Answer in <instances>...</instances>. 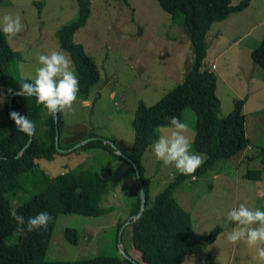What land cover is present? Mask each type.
Listing matches in <instances>:
<instances>
[{
  "label": "rangeland",
  "instance_id": "1",
  "mask_svg": "<svg viewBox=\"0 0 264 264\" xmlns=\"http://www.w3.org/2000/svg\"><path fill=\"white\" fill-rule=\"evenodd\" d=\"M78 1H3L0 16L18 15L23 24L16 36H5L10 47L21 57L9 66L7 79L10 84L19 78L32 80L39 66L38 55L61 49L57 32L78 19ZM87 1L89 16L85 25L75 32L72 41L80 44L86 54L94 59L100 80L88 98L76 97L72 109L63 111L65 126L60 143L65 146L82 139H102L113 141L120 151H129L134 137L132 121L139 102L147 107L154 105L183 82L190 66L191 44L183 28V15L179 13L172 20L157 0ZM240 1L233 0L232 3L237 5ZM211 32L213 40L210 41L212 45L205 62L207 65L209 61L213 62L211 70L220 75L217 82L220 117L224 118L231 112L234 100L246 99L243 114L250 140L248 149L253 154L258 153L264 147V71L252 62L250 53L264 39V0H252L247 9L213 23ZM72 68L75 71L73 62ZM4 94L0 84V136L8 130ZM183 120L189 124L186 135L192 138L195 124L193 111L185 110ZM166 129L162 128L161 134ZM66 154L43 165L40 161L45 174L52 177L67 169L80 168L97 171L102 176L105 172L107 177V171L110 170L114 177L106 196L108 204L104 205L111 207L112 211L101 217L59 214L45 261L119 257V249L123 248L128 257L140 262L139 254L132 246L131 227H125L131 190L137 184L130 177L128 165L113 160L109 153L100 150L88 149L83 153ZM241 160V156L219 160L203 177L195 181L187 180L176 189L174 197L190 213L196 237L205 240L214 228L222 229L205 252L185 256L182 264H203L208 253L212 255L214 264H258L253 259L254 247L243 243L232 245L225 239V233L231 227L225 225L224 216L230 208L240 203L251 208H264V166L257 159L249 165H242ZM142 162L147 169L145 176L150 181L149 196L152 201L178 172L174 166H165L162 161H158L151 147L143 155ZM76 164L79 167H75ZM247 166L254 170L261 169L260 181L242 178ZM21 179L25 190L19 197L10 196L15 201L21 202L28 198L35 192L33 187L36 186L37 191L43 187V177L38 172L25 174ZM125 220L117 233V223ZM122 228L125 229L121 232L119 245ZM66 229H74L78 233L76 245L65 238Z\"/></svg>",
  "mask_w": 264,
  "mask_h": 264
},
{
  "label": "trees",
  "instance_id": "2",
  "mask_svg": "<svg viewBox=\"0 0 264 264\" xmlns=\"http://www.w3.org/2000/svg\"><path fill=\"white\" fill-rule=\"evenodd\" d=\"M3 1L0 0V5ZM251 1L241 0L237 5H233V0H157L161 9L168 13L172 20L179 13L183 15V28L188 33L192 60L185 72L183 82L158 102L150 107L139 102L132 121L134 137L131 149L121 150L137 165L145 192L144 211L134 220L133 216L139 213L141 204L138 185L135 184V188L131 190L127 218L130 221L128 226L131 227L132 246L140 257V262L136 261L139 264H182L185 256L205 252L208 245L213 243L222 232L220 227H216L205 240L195 236L190 213L184 210L174 197L176 189L185 181H195L203 177L222 159L241 156L242 165H249L257 159L259 164L264 166V147L254 154L248 149L250 140L246 133L243 114L246 99L234 100L231 112L221 118L217 77L211 66L205 62L212 45L210 41L213 40V36L211 37L213 23L221 22L230 14L247 9ZM78 2V19L62 27L57 32V36L60 48L69 54L75 68L79 86L76 97L88 98L90 91L100 80V72L94 59L86 54L80 44L72 41L75 32L85 25L89 16V2L87 0ZM250 58L264 71V39L251 51ZM20 59V54L14 51L6 37L0 34V84L5 91L4 105L8 128L7 132L0 136V264H134L122 254L119 257L96 256L79 261H45V253L59 214L101 217L112 211V208L104 203L108 204L106 196L114 175L110 174V170L105 177V172L102 176L97 171L91 172L80 168L67 169L64 173L52 177L45 174L46 171L40 166V161L43 165L56 161L58 156L67 155L57 152L56 129L59 132L61 149L72 148L84 139L62 146L60 136L65 126L63 112L57 113L55 120L54 117L47 115L42 105L36 104L35 97L15 96L8 111L10 96L14 92H19L20 81H31V79L19 78L13 84L8 82L10 64ZM187 109L193 111L195 115L192 150L202 154L205 160L191 175L178 173L173 181L151 201L150 181L145 176L147 169L142 157L151 147L153 140L161 135V129L167 128V118L176 116L183 120V113ZM12 111L26 115L35 125L32 142L19 157L16 156L26 145L29 137L16 130L15 123L9 117ZM88 149L104 151L109 153L113 160L125 162L132 175L130 177L136 181L132 166L102 139L91 140L68 154L83 153ZM78 165L74 166L79 167ZM247 167L242 178L254 182L260 181L261 169L254 170ZM35 172L43 177L41 190L37 191V187H33L35 192L21 202L11 199L10 196L19 197L25 190L21 177ZM12 209L23 215L25 220L42 211H47L52 219L44 229L17 233L16 223L10 216ZM126 220L117 223V233ZM65 238L76 245L79 235L74 229H66ZM212 259L210 253L206 254L203 264H214Z\"/></svg>",
  "mask_w": 264,
  "mask_h": 264
},
{
  "label": "clouds",
  "instance_id": "3",
  "mask_svg": "<svg viewBox=\"0 0 264 264\" xmlns=\"http://www.w3.org/2000/svg\"><path fill=\"white\" fill-rule=\"evenodd\" d=\"M22 28L20 16H0V34L14 37ZM37 61L39 66L35 69L34 77L31 81H20L17 94L35 97L36 104L42 105L51 117L71 110L79 86L68 55L58 48L49 54H39ZM9 117L14 121L18 132L28 137L33 136L35 125L26 115L12 111ZM167 120L166 131L153 140L151 151L163 165L174 166L179 174L191 175L203 163V157L192 150V138L186 135L189 124L176 116H170ZM10 216L16 223L17 233L44 229L52 219L47 211L38 212L25 220L23 215L12 209ZM224 223L231 227L225 233L226 241L232 245L243 243L250 248L254 247L253 259L258 264H264V208H251L240 203L225 213Z\"/></svg>",
  "mask_w": 264,
  "mask_h": 264
},
{
  "label": "water",
  "instance_id": "4",
  "mask_svg": "<svg viewBox=\"0 0 264 264\" xmlns=\"http://www.w3.org/2000/svg\"><path fill=\"white\" fill-rule=\"evenodd\" d=\"M17 93L18 92H14V93L11 94L10 99H9V102H8V111H10L11 103H12L13 98L18 95ZM54 118H55V120H57V115ZM32 138H33V136L29 137L28 142L22 148L21 152L18 153V155L16 157H19L21 155V153L31 144ZM91 140H94V139L89 138V140L86 139V141H82L79 144L74 145L72 148H69V149H61L59 147V132H58V129H56V133H55V147L57 149V152H59V153H65V154L66 153H70L74 149L79 148V147L85 145L86 143H88ZM103 141L105 143L110 144L114 148L116 154L119 155V156H121L122 158H124L132 166V168H133V170L135 172V178H136V182H137V185H138V191H139V196H140V200H141L140 211H139V213L137 215L133 216V219L135 220V219L139 218L140 215L143 213L144 208H145V201H146V199H145V192H144V188H143V185H142V182H141L139 169H138L137 165L133 161L129 160L120 150H118L116 148V146L112 142L107 141V140H103ZM129 224H130V221H127L126 224H125V226H128ZM122 230H123V228H122ZM122 230L119 233V240H118L119 241L118 242L119 245H121V232H122ZM119 250H120V253L125 258L130 259L134 264H139L136 261L132 260L130 257H128V255L124 252L123 248H120Z\"/></svg>",
  "mask_w": 264,
  "mask_h": 264
},
{
  "label": "crops",
  "instance_id": "5",
  "mask_svg": "<svg viewBox=\"0 0 264 264\" xmlns=\"http://www.w3.org/2000/svg\"><path fill=\"white\" fill-rule=\"evenodd\" d=\"M210 49H211V48H210ZM210 49H209V50H210ZM208 52H209V51H208ZM207 55H208V53H207ZM211 65H213V62L209 61V62H208V66H211ZM215 67H216V66H215ZM216 70H217V68H216ZM216 77H217V82H218V79L220 78V75L217 73V74H216Z\"/></svg>",
  "mask_w": 264,
  "mask_h": 264
},
{
  "label": "bare ground",
  "instance_id": "6",
  "mask_svg": "<svg viewBox=\"0 0 264 264\" xmlns=\"http://www.w3.org/2000/svg\"><path fill=\"white\" fill-rule=\"evenodd\" d=\"M124 230V229H123ZM123 230H122V232H123Z\"/></svg>",
  "mask_w": 264,
  "mask_h": 264
}]
</instances>
